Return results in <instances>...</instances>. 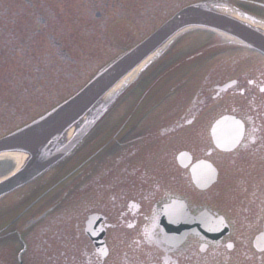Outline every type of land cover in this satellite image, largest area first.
Here are the masks:
<instances>
[{
	"label": "flooded vegetation",
	"instance_id": "flooded-vegetation-1",
	"mask_svg": "<svg viewBox=\"0 0 264 264\" xmlns=\"http://www.w3.org/2000/svg\"><path fill=\"white\" fill-rule=\"evenodd\" d=\"M234 65L229 64V67L233 69L232 66ZM217 68L218 70H210L205 75L206 85H208L206 89L210 94L211 100L223 101V105L220 108L222 110L219 113L220 116L232 114L242 120L244 132L237 148L229 154H223L217 151L213 147L212 139L207 132L210 126L208 125V121L195 122L198 113L205 107L204 101L201 105L195 104V111L192 113V122H185V112L180 114L178 129L181 131L178 134H183L186 126L195 125L194 129L196 133L192 145L198 147V149H194L198 160L203 159L206 154H211V156L215 155L212 162L217 166V182L222 179L220 172L223 171H221V168L233 176L235 185L232 188L233 191L228 196L219 198L216 184H214L211 188L204 191H197L193 196L194 200L188 205L191 212L197 213L208 210L214 215H222L230 229L227 235L218 242L208 239L201 240L199 237L189 236L184 243L185 248L181 252L186 254L181 258V260L183 259L182 262H178L177 264H184V262L193 264L192 257L194 253H199L197 258L203 259L205 264L209 258L220 253H225V256L228 257V260L225 261L226 264H252V261H255L256 264H263L264 251H257L253 241L254 237L261 232L264 222V122L259 120L258 115H248L244 118L243 112L237 109H231L233 107L232 101L224 97L231 96L234 93L235 95L244 94L247 90L243 88V83L239 85V76L233 78L231 73H227L230 68L227 67L226 63H218ZM232 79H236L233 91L227 94L215 90L217 85ZM203 145L211 146L210 150L212 149V151L210 152L208 149L204 155L200 150L205 149ZM243 156L246 158H255L252 159L254 162L249 170H243L231 164ZM210 192L213 193L211 194ZM144 197L147 198V196ZM167 201L168 199L164 196L161 197L158 200V206L167 203ZM181 248L176 249L177 252H180ZM200 249L201 251L204 249L203 253L200 252ZM207 254L209 256H206ZM254 256H257L256 259H254ZM211 263L210 261L209 264Z\"/></svg>",
	"mask_w": 264,
	"mask_h": 264
},
{
	"label": "water",
	"instance_id": "water-1",
	"mask_svg": "<svg viewBox=\"0 0 264 264\" xmlns=\"http://www.w3.org/2000/svg\"><path fill=\"white\" fill-rule=\"evenodd\" d=\"M223 23H225L223 20L217 18L215 15L205 13L199 7H191L183 10L141 44L101 71L73 99L47 114L35 124L23 129L20 133L0 141V152L19 151L30 155L22 170L5 182L0 183V195L28 182L63 155L75 141V138L81 136V131L69 145L59 151L56 150L51 154L52 156L43 157L41 150L49 141L57 139L68 127L79 120L85 111L100 96L112 88L121 77L132 72L136 66L149 57L152 51L173 31L189 25L224 26L225 29L237 34L241 38H245V35L241 33V29H238L232 24ZM244 41L250 43L248 38Z\"/></svg>",
	"mask_w": 264,
	"mask_h": 264
},
{
	"label": "rangeland",
	"instance_id": "rangeland-1",
	"mask_svg": "<svg viewBox=\"0 0 264 264\" xmlns=\"http://www.w3.org/2000/svg\"><path fill=\"white\" fill-rule=\"evenodd\" d=\"M130 2L133 3L134 9L132 11H127V12L129 14L130 18L133 19V23H130V25H131L130 31H131V35L133 36V39H132L131 43H127L130 41V39L128 36H126V40L128 39L127 42H125L119 46H114L113 49H115L116 53L120 52V50L123 47L126 48L128 46V44L131 45L133 43L139 42L143 37H145V35L152 28L157 26L165 18L162 15V16H160L161 18L157 22H155V19H153V18L149 19L148 16H146L145 18H139L138 13H140V12H138V10H139V7L141 6V4L143 3V0H138V2H136V0H130ZM73 3H76V0H71V4H73ZM138 3H139V5H138ZM58 4L59 3L57 2V0H55L54 2L51 3V7L55 11L56 14L61 13V11L57 8ZM38 7L42 9L41 5H39ZM73 7H75V6H73ZM72 10H73L72 14H74V9H72ZM135 16H137V17L135 18ZM83 21H84V19L82 21L78 20L77 23L74 24V30L68 31V33L74 32L73 35L76 36V40H74V42L76 45L79 44V47H80V49H78V54H80L81 49L85 48V46L82 43V35L85 34V28L88 29V28L95 27V24L93 22H89V21L83 22ZM61 22H64V21H61ZM54 26L58 27L59 29L63 28L62 24H58V25H54ZM125 35H127V30H125ZM180 39L177 40L178 44L175 42L174 45L170 48V50H169L170 52L168 51L162 57L163 58V60L161 59L162 62L160 60L161 65L158 66V68H157L160 71L155 72L152 69V71H150V74H152V73H153L152 75H154V73H160L161 74L163 72V69H165L166 66L169 65V63H172V62L174 63V60L176 59V57L180 58V57H184L187 55H192V54L196 53L197 50L202 46V44H200V43H198V44L194 43L193 42L194 40L186 41L185 38H183L182 40H180ZM190 42H193V43L189 44ZM91 46L92 47H90V43H89V49L92 51L102 50V48L100 47L101 44H91ZM174 49H175V51H174ZM111 54H112V52L109 51V55L107 57L108 58H110V56L112 57ZM229 54H235L236 55V53H233V52H230ZM102 55L103 54L100 53L99 56L95 57V59H94V66L95 67H97L99 63H102L105 61L103 58L102 60L97 62V59H99ZM168 57H170V59L165 61V59ZM215 62L216 61L212 60L213 64H215ZM95 64H97V65H95ZM197 69L198 68H195L194 62H191L190 67H188L185 64V66L180 70L181 73H184V76L189 77V79L191 81V85H190L191 87L189 86L190 88L186 93L187 97H190L193 94L195 87L197 86L198 83H201V80L203 79L202 76H195V72ZM5 72H7V71H5ZM2 73L3 72H0V81L3 80V76H2L3 74ZM92 73H93V71L91 69L90 74H92ZM178 76H179L178 73L171 75L169 83L174 82L176 79H178ZM168 85H173V84H168ZM189 91H191V92H189ZM15 117H17V116H15ZM15 117H13L12 119H14ZM122 117H123V114H121V118ZM118 122H119V119H118V116H116V115L112 116L110 118V120L109 119L106 120L105 123L93 135H91V137L85 142V144L83 145V147L80 148L78 153H76L71 159L69 158L66 161H64L63 163H61L60 165H57L56 169L53 172H50L48 174V177H44L39 181V184L44 183L46 181V184L51 185L55 181H57V179L61 178L67 172H69L71 169H73V167H75L76 165L79 164V162H81L80 160H81L82 156H84L86 153H89L92 148L94 150L95 148L100 147L103 143L106 142V140L110 139L112 137V135H114L113 132H114V129H115ZM194 128L195 127L192 126V127L188 128L187 130H185L184 135L180 136L175 141V143H174L175 146H177L178 148H186V149L194 148L195 149L196 148L195 146L186 145L187 143H191V144L193 143V139H194L195 133H196V130ZM128 137H131V134H129ZM184 142H186V144ZM98 145H100V146H98ZM111 147H112V145H111ZM110 154H113V152L111 151ZM107 156H105V158ZM98 160H100V157L94 162V165L91 168L92 173H97L99 171ZM77 179H78L77 183L70 182V183H68L69 185L65 184V185L61 186L55 192L54 191L51 192L45 198L46 201H45V204L43 205L44 207L41 208V210H45L46 207H50L51 205L58 206L61 204H67V201L63 197H61L62 192H65V191L74 192L75 193L74 195L77 196V194L80 193V192H76L80 188V186L78 184L83 185V186H87V184H88V180L85 178L84 172L79 174L78 178H76V180ZM72 186H74V187H72ZM223 194L226 195L227 192L225 191ZM17 198H18V194H16L14 197L10 196L9 200L7 202H4V203L9 205V204H11V201L14 199V202H16V204H17L18 203ZM104 203L107 206L110 205V197L108 196V194H106L104 196ZM20 210L23 211L22 208ZM60 211H62V209Z\"/></svg>",
	"mask_w": 264,
	"mask_h": 264
},
{
	"label": "bare ground",
	"instance_id": "bare-ground-1",
	"mask_svg": "<svg viewBox=\"0 0 264 264\" xmlns=\"http://www.w3.org/2000/svg\"><path fill=\"white\" fill-rule=\"evenodd\" d=\"M18 163H19V162H18ZM19 167H20V165H19ZM19 167H18V168H19ZM20 169L22 170V169H23V167H20Z\"/></svg>",
	"mask_w": 264,
	"mask_h": 264
}]
</instances>
